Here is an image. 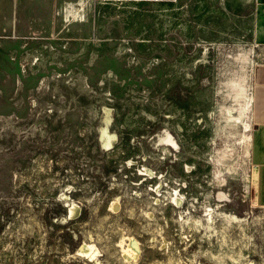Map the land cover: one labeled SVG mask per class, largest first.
Returning a JSON list of instances; mask_svg holds the SVG:
<instances>
[{
    "label": "rangeland",
    "instance_id": "rangeland-1",
    "mask_svg": "<svg viewBox=\"0 0 264 264\" xmlns=\"http://www.w3.org/2000/svg\"><path fill=\"white\" fill-rule=\"evenodd\" d=\"M26 9L25 33H0V264H95L85 244L102 264H264V206L240 141L244 120L254 128L237 109L264 63L253 1ZM72 202L81 216L69 220ZM131 238L138 259L125 262Z\"/></svg>",
    "mask_w": 264,
    "mask_h": 264
},
{
    "label": "crops",
    "instance_id": "crops-1",
    "mask_svg": "<svg viewBox=\"0 0 264 264\" xmlns=\"http://www.w3.org/2000/svg\"><path fill=\"white\" fill-rule=\"evenodd\" d=\"M254 3V33L257 41L264 45V0H252ZM42 0H0V33L5 30L23 34L33 17L27 7L38 5ZM252 93H248L245 104L250 100L247 117L252 122V140L250 145L253 165V184L256 189V202L264 206V63L260 64L255 74ZM243 102L237 108L246 114Z\"/></svg>",
    "mask_w": 264,
    "mask_h": 264
},
{
    "label": "bare ground",
    "instance_id": "bare-ground-1",
    "mask_svg": "<svg viewBox=\"0 0 264 264\" xmlns=\"http://www.w3.org/2000/svg\"><path fill=\"white\" fill-rule=\"evenodd\" d=\"M241 90L244 91L243 87L241 88ZM246 104H245L246 105L245 106V111H248V109L250 107V100H248V102ZM109 109L110 108H108V107L104 108L103 116H102V122H101V124H100V126L98 128L99 141H100L102 147L105 150H110V149L114 148L116 146V144H117V141H118V137H117L116 132L112 131V125H113L114 122H113V117H112V115L109 112ZM230 113H231V115H233V112L231 110H230ZM244 129H243V134L240 137L241 138L240 141L243 142V144H245L246 142L251 143L250 142L252 140V133L250 131L251 130V125H250L249 120H247V119L244 120ZM164 141H167L169 144H172V145H175L176 147H178L177 141L175 140V138L171 134L167 138H165ZM186 167H187V170L190 171V169H191L190 165H187ZM140 172H141V174L146 175L148 177H155V175H156L154 170H152L149 167H145V166L143 168H141ZM160 186H161V183L156 189L159 190ZM172 203L174 204L175 207L182 208L183 205H184V197L181 196L180 193H178V195L173 196ZM118 206H119L118 203H116L113 206V208L115 210H117ZM212 211H214V208L209 207V208L206 209L205 215L207 216L209 221H213V219H214L213 216L211 215L213 213ZM149 214H152V213L149 212ZM80 216H81V206L78 205L75 202L69 203L68 204V216H67V219L72 220V219L79 218ZM231 218L235 219L236 221L243 220V219L239 218L236 215H232ZM200 225H202V224H200ZM122 243H124V240H122ZM123 251H124V255L126 256L125 262H131L132 260H137L138 258H131L132 256L137 257L138 254H139L138 243L136 242V240L131 238V241L129 243H127V245L123 246ZM80 252L87 257V260H89L91 262H95V264H102V262L99 260V258H96L97 254H98V251L92 245L85 244Z\"/></svg>",
    "mask_w": 264,
    "mask_h": 264
}]
</instances>
